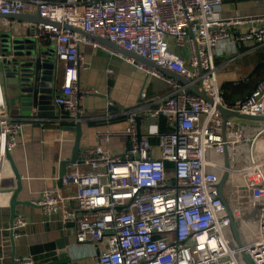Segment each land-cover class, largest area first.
Instances as JSON below:
<instances>
[{"label":"built area","instance_id":"1","mask_svg":"<svg viewBox=\"0 0 264 264\" xmlns=\"http://www.w3.org/2000/svg\"><path fill=\"white\" fill-rule=\"evenodd\" d=\"M225 10L224 0H0L2 14H40L47 20L82 27L202 86L226 108L264 116V83L247 101L231 106L225 101L217 64L227 53L233 64L239 44L256 49L264 46V15L227 18ZM24 25L31 26L37 38L55 43L56 53L66 65L56 102L70 119L81 123L85 99L91 93L82 86V74L90 70L82 47L91 44L109 49L69 30ZM236 29L239 31L233 32ZM126 60L170 85L150 114L151 133L160 138L159 158L148 137L138 138L133 114L130 129L120 134L134 139L124 156L105 148L117 133L104 130L99 133L101 144L85 149L70 166L64 181L76 186L77 208L69 210L65 195L50 191L35 205L46 217L64 211L63 224L75 231L80 244L107 241L108 249L99 264H246L243 253L253 264H264V124L246 137L245 128L230 122L232 166L221 192L222 178L211 170L225 171V164L211 161L209 153L214 149L224 158L222 115L178 80ZM250 83L251 76L242 74L233 85ZM147 96L142 93L143 99ZM162 117L170 121L173 131L160 132ZM42 122L46 121L11 114L0 76L1 156L18 148L25 124ZM227 207L241 242L237 249L231 247L224 232L231 225ZM27 227L26 218H18L15 235L21 237ZM15 264L36 262L32 256H24L16 258Z\"/></svg>","mask_w":264,"mask_h":264},{"label":"crops","instance_id":"2","mask_svg":"<svg viewBox=\"0 0 264 264\" xmlns=\"http://www.w3.org/2000/svg\"><path fill=\"white\" fill-rule=\"evenodd\" d=\"M260 1L225 3L223 15L227 18L247 13L264 15V3ZM8 25L7 29L18 31L21 28L23 32L27 30V34L33 33L28 25ZM43 38L28 41L29 37L23 35L22 38H13V42L9 40L0 44V76L5 84L11 114L16 118L46 121L25 124L20 134V145L12 152L24 185L20 201L25 204L18 207V218H26L28 227L22 231L21 237L15 235L13 238L11 227V203L18 188L15 167L0 153V264H15L16 258L24 256H32L36 264H99L102 254L108 249L107 241L80 244L75 231L63 224L64 211L60 215L46 217L35 202L44 192L50 191L65 195L69 210L77 208L78 201L74 198L76 186L62 178L61 163L72 158L80 132V157L85 149L101 144L99 133L104 130L117 133L105 148L124 156L133 147L134 139L120 134L130 129L129 119L134 114L138 127L141 123L138 138L140 133L142 138L148 137L155 148L154 156L159 158L160 138L151 133L150 114L157 108L158 98H163L170 91V85L148 76L125 57L85 44L82 54L90 70L82 74V86L91 93L85 99L83 121L76 123L56 102L64 84L66 65L59 59L56 45L53 42L47 44ZM237 46L238 57L233 64L229 63V53L217 59L219 81L224 88L242 74H249L252 81L261 63L264 64L258 54L262 47ZM186 58L190 61L189 57ZM187 66L190 67L189 62ZM143 92L147 93V99L142 98ZM163 118L167 121V132H162ZM159 128L162 134L174 130L166 117L160 119ZM214 153L211 149L209 154ZM211 172H218L221 178L224 175V171L216 169Z\"/></svg>","mask_w":264,"mask_h":264},{"label":"water","instance_id":"3","mask_svg":"<svg viewBox=\"0 0 264 264\" xmlns=\"http://www.w3.org/2000/svg\"><path fill=\"white\" fill-rule=\"evenodd\" d=\"M0 20L1 21H6L8 24H12L14 22L17 23H22V24H31V25H42V26H50V27H55L58 29H64V30H69L71 32H74L78 34L82 38H86L90 41H93L102 47H105L115 53H120L122 54L125 58L132 60L135 63L139 64H144L147 67L154 68L158 71L164 72L166 75L178 80L179 82L183 83L185 86H187L190 90L191 93L203 98L207 103H209L212 107L216 108L219 113L222 115L223 118V124H222V137L224 140V159H225V171L224 175L222 177L221 184L219 186L220 191L222 192L223 186L226 183V181L229 178V170L232 166L231 163V149L228 144V129H229V124L231 120H243L247 122H252V123H260L264 124V116H254V115H248V114H243L240 111L233 110L226 108L224 105L216 103V101L211 98L208 93L202 88V86L193 84L192 81L189 79L180 76L176 74L175 72H172L165 67L155 65L151 63L150 61L144 59L143 57L133 53L132 51H129L115 43L110 42L109 40L102 39L90 32H87L84 30L82 27L72 25V24H64L61 22L53 21V20H47L42 15L37 14V15H31V14H17V15H6L0 13ZM80 124V123H79ZM80 126V125H79ZM139 130L141 131V123L139 122ZM140 139H142V134L140 133ZM80 140H81V132L79 135V139L76 142L74 153L71 159L63 161L61 163L62 166V178L64 179L67 175L68 169L70 168L73 163L78 162L80 158V152H81V146H80ZM7 158L14 164L15 167V174L16 178L18 180V188L14 192V196L12 199L11 203V209H12V217H11V227H12V235L13 238L15 237V222L17 218L19 217L18 213V207L25 204L22 201H20V196L24 190V185L22 181V176L20 172L18 171L16 164L14 162V158L12 156V153H9L7 155ZM29 204V203H28ZM227 213H228V219L231 223V227L233 228L236 240L238 242V246L241 247V242L240 238L238 236L237 228H236V223L235 219L233 217V214L231 212V209L227 207ZM65 254L67 255V252L65 251ZM63 254L62 257H66V255ZM244 261L246 264H253L251 259L248 257L247 254L243 253L242 254ZM67 260V259H65Z\"/></svg>","mask_w":264,"mask_h":264},{"label":"trees","instance_id":"4","mask_svg":"<svg viewBox=\"0 0 264 264\" xmlns=\"http://www.w3.org/2000/svg\"><path fill=\"white\" fill-rule=\"evenodd\" d=\"M224 1L226 4H229V3L241 4V3L254 1V0H224ZM43 39L46 40L45 42L47 44L51 43V39H46V38H43ZM259 53H260L261 60L263 62L264 61V47L260 49L258 54ZM253 78L250 84L240 85L238 87L233 86L232 83L226 84L225 85V90H226L225 101L231 106H234L238 101L245 102L249 98H251L257 92L260 86L264 83V64L263 63H261L260 67L256 71ZM162 123H163V127H162ZM166 123H167L166 119L163 118L161 121L162 132H167ZM38 250H41V248L38 247Z\"/></svg>","mask_w":264,"mask_h":264},{"label":"rangeland","instance_id":"5","mask_svg":"<svg viewBox=\"0 0 264 264\" xmlns=\"http://www.w3.org/2000/svg\"><path fill=\"white\" fill-rule=\"evenodd\" d=\"M260 2L264 3V0H261ZM7 25H8L7 22H4V21L0 22V44L8 43L9 40L12 41L13 38H15V39L16 38H20V37L22 38L23 35L29 37L30 40H28V41H34L35 38L37 39V36H35L34 33L27 34V32H25L27 30L23 29L24 30V32H23L21 30V28H18L19 29L18 31H15L13 29H7V27H6ZM29 30H32V27ZM53 44H55V43H53ZM220 77L222 79V76H220ZM231 121H232V124L235 125V126L239 125L242 128H244V126H245V128H246L245 129V131H246L245 136L246 137H249V136L253 135L254 132H255V129H256L254 127L260 124V123L247 122V121H243V120H241V121L240 120H231ZM214 152L215 153L213 155H211V156L209 154V159L213 160V161H216V162H221V164H222L223 161H224V158L221 155H219L217 151L214 150ZM224 232H225L226 238H227L228 242L230 243L231 247L234 248V249H237L238 248V242L236 240V237H235V234H234V231H233V228L231 227V225H229L225 229Z\"/></svg>","mask_w":264,"mask_h":264}]
</instances>
